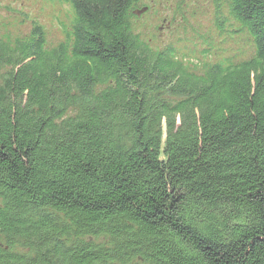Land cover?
I'll return each instance as SVG.
<instances>
[{
	"label": "trees",
	"instance_id": "16d2710c",
	"mask_svg": "<svg viewBox=\"0 0 264 264\" xmlns=\"http://www.w3.org/2000/svg\"><path fill=\"white\" fill-rule=\"evenodd\" d=\"M138 1L0 39V264H264V0H225L248 59L191 67Z\"/></svg>",
	"mask_w": 264,
	"mask_h": 264
},
{
	"label": "rangeland",
	"instance_id": "374dc122",
	"mask_svg": "<svg viewBox=\"0 0 264 264\" xmlns=\"http://www.w3.org/2000/svg\"><path fill=\"white\" fill-rule=\"evenodd\" d=\"M218 2L215 5L214 0H139L131 28L154 49L173 47L190 67L197 59L203 60L201 66L229 58L234 63L248 59L253 49L247 33L238 31L225 0ZM146 5L151 9L137 15L136 11ZM215 14L222 23L221 30L214 26ZM72 17L70 6L60 0H0V39L12 45L38 26L44 31L45 46L53 48L65 39ZM172 22L171 28L168 23ZM161 23L166 25L160 28Z\"/></svg>",
	"mask_w": 264,
	"mask_h": 264
}]
</instances>
